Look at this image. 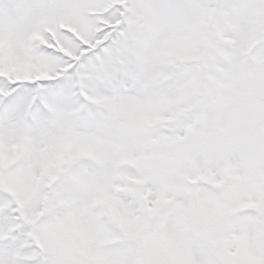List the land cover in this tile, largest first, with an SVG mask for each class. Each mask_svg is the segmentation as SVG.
<instances>
[{
  "label": "snow or ice",
  "instance_id": "1",
  "mask_svg": "<svg viewBox=\"0 0 264 264\" xmlns=\"http://www.w3.org/2000/svg\"><path fill=\"white\" fill-rule=\"evenodd\" d=\"M0 264H264V0H0Z\"/></svg>",
  "mask_w": 264,
  "mask_h": 264
}]
</instances>
